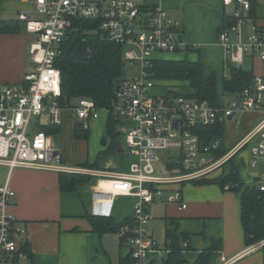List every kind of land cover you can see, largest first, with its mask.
Here are the masks:
<instances>
[{
	"label": "built area",
	"instance_id": "2783aa9c",
	"mask_svg": "<svg viewBox=\"0 0 264 264\" xmlns=\"http://www.w3.org/2000/svg\"><path fill=\"white\" fill-rule=\"evenodd\" d=\"M30 8L19 11L32 39L28 55L32 68L20 82L0 84V165L8 168V177L0 185V264H21L29 261L30 253L23 248L26 229L9 211L15 195L9 184L14 168H31L55 172H85L97 178L91 184L88 212L99 218L112 217L117 195L136 198L129 221L117 225L116 234L130 246L131 264H148V253L157 242L147 224L151 219L149 204L170 190L168 201L182 202L181 186L213 176L252 139L249 164L255 166L264 158V116L236 144L216 155L219 138L204 141L198 132L202 126L212 127L227 117L246 110L264 112V75L256 74L252 86L227 104L212 105L205 99L167 90L155 94L159 86L150 69L160 52H184L180 22L169 16L159 0H24ZM264 0H221L230 8L229 23L223 22L218 40L226 52V61L239 66L246 55L264 60V25L259 24L257 6ZM86 19L110 41L122 45V59L138 63L141 71L125 75L115 88L109 108L95 105L82 97L71 105H61V72L56 65L62 43L73 19ZM248 26V30L245 28ZM226 76V75H225ZM165 88V87H164ZM237 95V94H236ZM100 111L111 112L120 120H130L122 126L128 154L134 156L128 171H104L70 164L52 145L45 126H60L64 112L83 129L99 117ZM34 120V123L32 121ZM175 162V167H169ZM155 164H159L156 170ZM101 180L106 184H101ZM256 188L264 197V169L256 176ZM224 189H229L225 185ZM264 246V237L246 246L228 264L244 253Z\"/></svg>",
	"mask_w": 264,
	"mask_h": 264
},
{
	"label": "crops",
	"instance_id": "0c3cea01",
	"mask_svg": "<svg viewBox=\"0 0 264 264\" xmlns=\"http://www.w3.org/2000/svg\"><path fill=\"white\" fill-rule=\"evenodd\" d=\"M159 2L170 17L180 22L188 48L179 53V57L166 59L198 60L201 63L202 75L208 77L214 73L217 86L219 83L222 86V80L227 74V61L226 52L218 40V30L228 12L222 6L221 0ZM28 8L30 4L24 0H0V21L13 26L0 31V84L20 82L25 72L32 68L28 55L32 36L26 32L23 23L18 21L19 11ZM256 21L264 25V16L257 15ZM245 28L249 29L248 26ZM245 57L249 59V69L254 75H264V60L257 56ZM173 86L174 84L165 86V92ZM181 86L177 85L175 89L183 93L192 91ZM235 96L232 93L231 100ZM217 102L219 105L225 104L220 102L218 97ZM263 116L262 110H246L237 112L231 120L225 121L222 134L225 148L228 150L241 140ZM98 119L100 118L92 120ZM105 120L102 136L105 133ZM75 123L78 122L69 116L68 112H64L63 121L55 132L54 139V132L49 135L52 145L61 152L64 160L79 165L87 160L86 140L74 137ZM131 124L132 122L126 119L118 122L120 136L121 127ZM255 142V138L250 140L226 163L229 168L231 164L236 165L240 178L249 184H256L257 174L264 169V158L255 166L249 164V149ZM101 148L102 145L98 151ZM110 157L103 162L104 168H113V165L109 164ZM244 166L246 169L248 166L251 173L246 174L244 171L245 176L242 178L240 171ZM229 168L222 166L211 177L228 172ZM7 177L8 168L0 165V185ZM9 184L15 192L9 211L16 216L18 223L25 227L24 246L31 255L29 261H22L21 264H128L129 259H123L130 253V246L120 238L112 240L111 237L114 236L111 233L116 231H110L109 228L132 216L136 200L134 196L117 195L111 217L113 225L98 232L87 216L91 201V182L87 187L81 186L76 191H62L58 185V172L18 167L11 171ZM181 189V201L187 204L186 207L181 208L179 201L165 199L161 203L164 205L163 216L151 217L147 224L151 237L157 242L156 248L148 253V264H164L167 252L164 234L160 243L155 236L162 228L164 232L170 228L178 234L181 264H193L202 250L211 246L213 240L218 241L217 247L210 254L206 264H221L222 258L230 259L246 248L240 221V201L235 191L224 189L215 183L195 182L183 183ZM166 193L171 191L166 190L164 194ZM156 199L149 204V209L157 202ZM181 232L188 234L187 240L183 239ZM228 264H264V250L260 248L244 253Z\"/></svg>",
	"mask_w": 264,
	"mask_h": 264
},
{
	"label": "trees",
	"instance_id": "16d2710c",
	"mask_svg": "<svg viewBox=\"0 0 264 264\" xmlns=\"http://www.w3.org/2000/svg\"><path fill=\"white\" fill-rule=\"evenodd\" d=\"M229 22L230 18L224 16V24ZM9 27L13 26L0 21V31ZM82 39L86 40L89 57L86 60H76L72 57V52ZM122 53V45L108 40L98 30L95 23L81 18L73 19L72 26L62 43V50L56 61V65L61 72V95L58 98L60 104L63 106L71 105L77 99L86 97L92 99L98 107L109 108L111 99L115 94L116 85L123 77L124 60L122 59ZM226 65L227 74L222 80L224 92L236 95L240 94L245 88L252 86L255 75L251 69H244L229 62ZM150 69L153 77L159 83H163V85L160 83L163 87L172 86L173 82L183 81L187 83V88L192 90L189 93H185L186 95L205 99L212 105H218L216 75L212 73L208 77L203 76L201 63L198 60L190 61L186 58L157 59L153 61ZM175 88L176 86H173L168 90L172 94L183 93ZM119 121L120 119L111 112L107 114L105 133L101 138L102 148L97 152L93 161L86 160L79 164L80 166L102 169L103 162L111 155L117 153V149L122 146L120 131L117 127ZM58 127L48 125L44 129L49 134L57 132ZM223 129L224 122H218L212 127L202 126L198 129L204 141L214 137L211 131H220V146L216 155H221L227 150L222 139ZM73 134L75 138L86 140L89 136V130L83 129L80 124L75 123ZM174 165L175 162H169V167L173 168L175 167ZM96 178V176L85 172H58V185L62 191H76L81 186L89 185L91 180ZM195 183H215L222 188L225 185H229L228 190L235 191L240 201V221L245 244L249 245L264 237V197L256 188V184L245 183L240 178L236 165L231 164L228 172H222L214 177L202 178L195 181ZM87 216L93 228L98 232L105 231L113 225L111 217H94L89 212ZM130 218H126L122 222L129 221ZM180 234L185 240L189 237L186 232H181ZM164 238L167 251L164 264H181V247L178 241V234L175 230L167 228L164 232ZM217 243V240H213L211 246L203 249L193 264H206L210 254L216 249ZM23 248L29 252L26 246H23ZM262 248L264 250V246ZM126 259H129L128 264L132 263L131 253L123 260Z\"/></svg>",
	"mask_w": 264,
	"mask_h": 264
},
{
	"label": "rangeland",
	"instance_id": "374dc122",
	"mask_svg": "<svg viewBox=\"0 0 264 264\" xmlns=\"http://www.w3.org/2000/svg\"><path fill=\"white\" fill-rule=\"evenodd\" d=\"M135 2H142L143 0H134ZM227 12H230V8H226ZM256 14L258 16H264V1H262L256 8ZM179 53L181 54L182 52H160L157 53L156 56L158 58H177L179 57ZM124 70L126 72V76L127 77H131L135 74L140 73L141 71V67L138 63H131L130 61L124 60ZM244 69H249L251 67V63L249 61V59L247 57L244 58V61L239 65ZM161 83V82H160ZM158 82V84H160ZM163 85V83H161ZM157 86L155 89H153V92L155 94H160L161 92H163L165 90V88L162 85ZM174 86L177 85H182L184 87L187 88V83L186 82H173ZM217 97L218 100L220 102L223 103H227L229 100H231L232 98V93L230 92H224L222 89L221 84L219 83L217 86ZM107 115L106 111H100L99 112V118L98 121H93L92 119L89 121V136L88 139H86V156H87V160L88 161H93L95 159L96 153L98 151V149L101 147V136H102V128H103V122L105 120V117ZM32 123H34V120L32 121ZM79 124V122H78ZM54 134L55 132L52 134V138L54 139ZM120 141L123 147V152L121 153H115L113 154L110 159H109V164L113 165V168L111 167H106V168H102V169H95V168H90V169H94V170H104V171H113V169L115 170H121V171H128L129 170V166L130 163L133 162V160L135 159L133 155L128 154V150L126 148L125 145V137L123 135L120 136ZM159 164H155V168L156 170L159 169ZM225 169H228L229 166L228 164L224 165ZM244 171L247 173H251L250 168L247 166H244L243 168H241V176L243 178V176H245ZM244 180V179H243ZM186 184H189V182H185ZM84 187H87L86 185ZM172 196V194H163L162 196L158 197L156 199V203L152 204L150 206L149 209V213L151 215V217H159V216H163L162 212H163V208L164 205L161 204L165 201V199H171L170 197ZM162 201V202H161ZM149 229V228H148ZM112 236L111 239L113 240V238H117L118 240V235L116 233H111ZM163 234H164V230L163 228L161 230H158V233H155V236L157 238V241L160 243L163 241Z\"/></svg>",
	"mask_w": 264,
	"mask_h": 264
},
{
	"label": "water",
	"instance_id": "95a60500",
	"mask_svg": "<svg viewBox=\"0 0 264 264\" xmlns=\"http://www.w3.org/2000/svg\"><path fill=\"white\" fill-rule=\"evenodd\" d=\"M72 57L76 60H86L88 57H89V50L87 48V45H86V40L85 39H82L77 45L76 47L74 48L73 52H72ZM125 75V70L122 71V76ZM235 100L237 102H239V95L237 94L235 96ZM234 116V113L231 114L230 116L227 117V120H231ZM212 135L215 137V138H219L221 133L220 131H216V130H213L211 131ZM117 152L118 153H121L123 152V147H119L117 149ZM94 182V179L91 180V184ZM110 231H116L117 230V225L115 226H112L109 228Z\"/></svg>",
	"mask_w": 264,
	"mask_h": 264
},
{
	"label": "bare ground",
	"instance_id": "6f19581e",
	"mask_svg": "<svg viewBox=\"0 0 264 264\" xmlns=\"http://www.w3.org/2000/svg\"><path fill=\"white\" fill-rule=\"evenodd\" d=\"M101 184L105 185L106 183H105V182H103V180H101Z\"/></svg>",
	"mask_w": 264,
	"mask_h": 264
},
{
	"label": "flooded vegetation",
	"instance_id": "af4514ba",
	"mask_svg": "<svg viewBox=\"0 0 264 264\" xmlns=\"http://www.w3.org/2000/svg\"><path fill=\"white\" fill-rule=\"evenodd\" d=\"M225 164H223V166H224Z\"/></svg>",
	"mask_w": 264,
	"mask_h": 264
}]
</instances>
